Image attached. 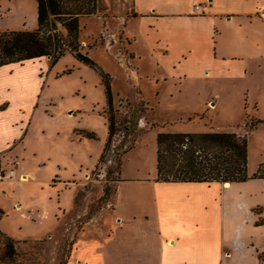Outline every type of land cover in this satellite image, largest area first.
Masks as SVG:
<instances>
[{
    "label": "rangeland",
    "instance_id": "374dc122",
    "mask_svg": "<svg viewBox=\"0 0 264 264\" xmlns=\"http://www.w3.org/2000/svg\"><path fill=\"white\" fill-rule=\"evenodd\" d=\"M4 3L9 4L10 11H5L9 7ZM92 5L93 2L85 5L81 12ZM94 6L92 12L78 16L77 42L80 51L88 53L97 67L111 77L114 133L104 149L108 108L98 71L69 51L50 66V58L37 59L45 62L47 69L41 73L43 83L33 105L29 134L0 161V166L14 169L13 179L22 173L28 175L26 181L20 179L17 183L11 179L0 181V209L4 213L0 230L21 240L16 259L22 264H69L73 243L105 226L123 156L145 137L146 146H138L133 155L149 167L148 131L244 134V127L239 125L254 121L253 117L264 119L263 69L241 81L190 76L189 66L176 65L172 55L157 58L136 40L130 62L139 77L137 86V80L129 79L117 60L119 51L127 56L131 53L120 31L114 28L115 22L111 19L108 25L103 18L108 6L104 0H96ZM36 26L34 0H0V28L32 30ZM130 29L133 35L138 33L137 21L133 20ZM36 68L31 66L32 72ZM9 80L13 86L7 95L12 98L34 94L38 86L34 76L30 79L20 74ZM6 82L9 81L1 80L0 84ZM254 99L255 109L251 102ZM247 137L251 162L255 163L264 157L259 151L264 145V127ZM262 171L264 174V168ZM255 236L263 246L260 239H264V231L255 232ZM261 246L252 241L247 246L255 250L254 264Z\"/></svg>",
    "mask_w": 264,
    "mask_h": 264
},
{
    "label": "crops",
    "instance_id": "0c3cea01",
    "mask_svg": "<svg viewBox=\"0 0 264 264\" xmlns=\"http://www.w3.org/2000/svg\"><path fill=\"white\" fill-rule=\"evenodd\" d=\"M104 1L108 10L103 18L108 25L111 19L115 22L131 59L135 54L132 44L139 40L157 58L172 55L176 65L189 66L190 76L230 82L264 70V0ZM133 20L138 24L136 35L130 29ZM28 61L0 66V81H9L0 84V161L4 153L12 154L30 131L33 105L43 83L41 73L47 65L35 59L29 67ZM33 65H37L34 72ZM132 69L139 86L137 71ZM20 74L38 78V86L34 94L12 98L7 95L13 86L9 79ZM251 102L255 109L257 99ZM243 127L250 136L264 124L252 130L246 124L239 125ZM149 132V167L133 155L138 146H146L145 137L123 156L105 226L73 243L69 264H254L255 250L247 246L250 241L261 246L255 232L264 231V179L227 182V186L219 182L157 181L158 132ZM248 138L247 172L252 175L264 157L251 162ZM259 151L264 153L263 144ZM10 181L17 183L20 178Z\"/></svg>",
    "mask_w": 264,
    "mask_h": 264
},
{
    "label": "trees",
    "instance_id": "16d2710c",
    "mask_svg": "<svg viewBox=\"0 0 264 264\" xmlns=\"http://www.w3.org/2000/svg\"><path fill=\"white\" fill-rule=\"evenodd\" d=\"M37 26L35 29L0 30V66L12 62L28 61L42 57L50 58L53 65L65 51H69L80 62L94 68L100 75L108 108V138L114 133L112 114L111 77L97 67L95 62L82 53L77 42L78 16L88 14L95 8L96 0H35ZM93 2L91 9L81 12L85 5ZM59 23V27L57 25ZM64 30L62 32L61 30ZM264 124L255 119L247 123L248 130ZM93 138L92 133L86 134ZM156 178L165 182H242L251 178H262L264 163L257 172H247V134L233 131L209 132H158L156 134ZM102 158V154L101 157ZM0 209V219L3 215ZM24 241V240H22ZM14 239L0 230V264H22L18 258ZM264 264V251L257 255V263Z\"/></svg>",
    "mask_w": 264,
    "mask_h": 264
},
{
    "label": "built area",
    "instance_id": "2783aa9c",
    "mask_svg": "<svg viewBox=\"0 0 264 264\" xmlns=\"http://www.w3.org/2000/svg\"><path fill=\"white\" fill-rule=\"evenodd\" d=\"M195 9H199V5H195ZM117 56H118L117 60L120 66L124 68L125 70L124 73L126 74V76L129 79L130 78L132 80L135 79L133 76V69H132V65L130 62V59H131L130 56H127L126 54L120 51L117 53ZM14 177H15V171L13 168L0 166V181L5 180V179H13ZM19 178L21 179L22 176L20 175Z\"/></svg>",
    "mask_w": 264,
    "mask_h": 264
},
{
    "label": "bare ground",
    "instance_id": "6f19581e",
    "mask_svg": "<svg viewBox=\"0 0 264 264\" xmlns=\"http://www.w3.org/2000/svg\"><path fill=\"white\" fill-rule=\"evenodd\" d=\"M27 178H28V176H24V178H22V180L26 181ZM225 185H226V186L228 185L227 182H225Z\"/></svg>",
    "mask_w": 264,
    "mask_h": 264
},
{
    "label": "water",
    "instance_id": "95a60500",
    "mask_svg": "<svg viewBox=\"0 0 264 264\" xmlns=\"http://www.w3.org/2000/svg\"><path fill=\"white\" fill-rule=\"evenodd\" d=\"M48 58V57H47Z\"/></svg>",
    "mask_w": 264,
    "mask_h": 264
}]
</instances>
